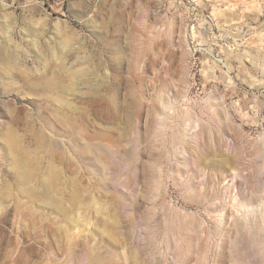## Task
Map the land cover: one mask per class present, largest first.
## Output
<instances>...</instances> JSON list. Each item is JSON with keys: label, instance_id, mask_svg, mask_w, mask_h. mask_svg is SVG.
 <instances>
[{"label": "clouds", "instance_id": "9594fccd", "mask_svg": "<svg viewBox=\"0 0 264 264\" xmlns=\"http://www.w3.org/2000/svg\"><path fill=\"white\" fill-rule=\"evenodd\" d=\"M0 264H264V0H0Z\"/></svg>", "mask_w": 264, "mask_h": 264}]
</instances>
